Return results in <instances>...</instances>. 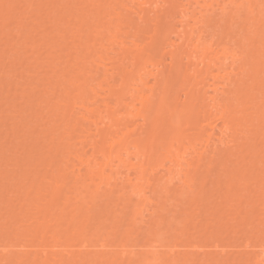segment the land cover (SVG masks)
Wrapping results in <instances>:
<instances>
[{"label":"bare ground","instance_id":"6f19581e","mask_svg":"<svg viewBox=\"0 0 264 264\" xmlns=\"http://www.w3.org/2000/svg\"><path fill=\"white\" fill-rule=\"evenodd\" d=\"M262 5L0 0V264H134L130 225L169 186L208 204L264 180ZM195 242L193 263L156 241L146 264H264V239L218 258Z\"/></svg>","mask_w":264,"mask_h":264},{"label":"rangeland","instance_id":"374dc122","mask_svg":"<svg viewBox=\"0 0 264 264\" xmlns=\"http://www.w3.org/2000/svg\"><path fill=\"white\" fill-rule=\"evenodd\" d=\"M20 102V100H18ZM18 102V103H19ZM22 105L23 103H19V105ZM20 105V106H21ZM6 107V106H5ZM4 108V106H3ZM7 130V129H6ZM5 131V130H4ZM3 131V132H4ZM2 134L6 135V133L4 132ZM8 147V146H6ZM4 147V149L6 148ZM3 149V150H4ZM7 150V153L11 152L8 148H6ZM9 150V151H8ZM7 153H4V156L5 154ZM9 155V154H8ZM6 155V156H8ZM5 156V157H6ZM262 168L257 169L256 172L258 171H261ZM264 171L261 172L262 174V178H264ZM247 176V175H246ZM248 178H246V180L244 181L243 178L239 179V183L241 181H243L241 184H236V188L235 186L233 187V190L235 193V197L234 195L232 196L233 198H229V200H226L225 202L222 201L223 199L225 200V198L223 197V195H219L217 197V195L219 194L218 190H215L214 191H211V195L214 196V194H212V192H215L216 196L213 197V199H216L215 202L212 201V196L210 197V202L211 203H208L207 202L205 203V201H203L200 198L198 199H194V201L191 202V198H188L187 196L186 197H181L180 195H174L172 189L173 187L169 186L168 188V191H163V192H160V195H159V198H160V206L159 208H162V210H160V212H156V214H153L151 215V213L149 212H145L144 213V219L146 220V222H138L139 220H137V224L134 225H130V227H132V229H135L136 226H137V232L139 233V235L137 236L135 233H133V236H135L136 238L133 240L134 241H137L139 242V245H145L144 247V250L145 252L138 255H136L137 258L134 259V264H146L147 263V259H151L152 260V254L150 253V251L152 250V246L153 244L156 243V241L160 244V249L162 251V248H168V249H164V251H168L169 249H174V243L176 244V249L175 250H178L179 248L182 249V254L184 255H180L181 256V260L184 261L183 259L185 257H189V259L193 258H197L199 259L200 257H196V254H195V250L196 249H192L190 245H193V242H195V245L197 244V246L200 245V242L202 243L200 246H205V247H202V250H205L204 252H208L210 253L211 255L210 256H216V258H218V250H215L213 249V245H219V248L221 247H228L227 249V252H231L232 250L229 249L230 246H233V245H239L241 246V244H243L245 241L250 240L254 243H258V239H264V197H262L263 195V190H264V180H259V181H256L258 180L257 178H253L252 176L250 177L249 175L247 176ZM251 180V181H250ZM247 181V182H246ZM256 181V182H255ZM259 182V184H258ZM261 182V183H260ZM245 185H242L244 184ZM257 183V184H256ZM252 184V185H251ZM238 185V186H237ZM247 185V187H246ZM263 185V186H261ZM260 186V187H259ZM240 187V188H238ZM256 187V188H255ZM243 188V189H242ZM258 188V189H257ZM246 189V190H245ZM224 190H226V188H224ZM224 190L222 191V193L224 192ZM257 192H256V191ZM251 191V195L249 194V192ZM255 191V193H253ZM259 191V192H258ZM239 193H242V194H239ZM246 193L248 195H250L251 197L249 196H246ZM262 193V194H261ZM244 194V195H243ZM256 194H260V195H257L256 197L258 198H254ZM210 195V193H209ZM240 195V196H239ZM254 197H253V196ZM243 196V197H241ZM217 197V198H215ZM223 199H219V198H222ZM249 197V198H248ZM263 202H261V205H260V199L261 198ZM9 197L6 198V196L4 197V199H6V201L8 200ZM254 198V199H253ZM1 199V198H0ZM10 199V198H9ZM248 199V200H247ZM3 200V199H2ZM0 200V204L2 207L3 204L2 202H5V201H2ZM249 200L253 201L254 203L252 204V202H250ZM2 201V202H1ZM219 201H221V203L219 204ZM247 201V202H246ZM250 202V205L247 204ZM184 203V204H183ZM241 203V204H240ZM258 204L257 205H254V204ZM6 204V202H5ZM194 204V205H193ZM206 204V205H205ZM219 204V205H218ZM171 205V206H170ZM232 205V206H231ZM241 206V207H238V206ZM248 205V206H247ZM254 206L255 207V210L254 209ZM177 206V207H176ZM190 206V207H189ZM207 206V207H206ZM245 206V207H244ZM261 206V207H260ZM170 207V211H169V208ZM176 209H175V208ZM205 207V209H204ZM209 207V208H208ZM241 208V209H244V210H247L249 211L248 213V222L244 225L241 223V218L243 216V214L240 216L237 217V213L235 211V208ZM263 207V208H262ZM174 208V210H173ZM184 208V209H182ZM234 210V212L232 211V209ZM168 209V211H167ZM179 209V210H178ZM191 209V211H190ZM204 209V211H203ZM207 209V210H206ZM262 209V210H261ZM4 208H2V211L3 212ZM176 210V211H175ZM187 210V211H186ZM238 211V214H239V209L237 210ZM263 211V212H262ZM185 212V213H184ZM193 212V213H192ZM149 213V214H148ZM181 213V214H180ZM235 213V214H234ZM258 213V214H257ZM261 213V214H260ZM184 214V215H183ZM197 214V215H196ZM229 214V215H228ZM181 215V216H180ZM183 215V216H182ZM216 215H221V217H216ZM245 215V214H244ZM258 215V217H257ZM260 215V216H259ZM174 216L176 218V220L179 218L178 216H180V218L182 219V222L180 220L179 223H177L174 219ZM231 216V217H230ZM234 216V217H233ZM236 216V217H235ZM251 216V217H250ZM252 216L254 218H252ZM263 216V217H262ZM151 217V218H149ZM215 217V218H214ZM165 218V219H164ZM167 218V219H166ZM170 218L172 220H170ZM187 218V219H186ZM225 218V219H224ZM234 220H233V219ZM251 218V220L249 219ZM256 218V219H255ZM184 219V221H183ZM186 219V221H185ZM190 219V220H189ZM224 221H223V220ZM230 219V221H229ZM232 219V220H231ZM255 219V220H253ZM153 220H156L154 223H153ZM163 220V221H162ZM200 220V221H199ZM215 220V221H214ZM217 220V221H216ZM150 221L153 223L150 224ZM164 223H162V222ZM174 221V222H173ZM222 221V222H220ZM229 221V222H228ZM259 221V222H258ZM190 222V223H189ZM200 222V223H199ZM203 222V223H201ZM209 222V223H208ZM157 223H160V224H157ZM162 223V224H161ZM172 223V224H170ZM188 223V224H187ZM216 223V224H215ZM223 225V227L226 229H223L222 228V232H217V229L219 228V226H221V224ZM228 223V224H226ZM249 223V224H248ZM157 224V225H156ZM192 226H191V225ZM195 224V225H194ZM203 224V225H202ZM220 224V225H219ZM225 224V225H224ZM186 225V226H185ZM197 225V226H196ZM239 227H236L238 226ZM190 226V227H189ZM202 226V227H201ZM231 227L230 229L227 228ZM127 225L124 227L126 228ZM249 227V228H248ZM251 227V228H250ZM192 228V229H190ZM204 228V229H203ZM209 228V229H208ZM236 228V229H235ZM112 229V227L108 228L107 232L110 231ZM188 229V231H187ZM240 229V230H239ZM252 229V230H251ZM199 231V232H198ZM201 231V232H200ZM205 231V232H204ZM234 231V232H233ZM237 231V232H236ZM248 231V232H247ZM183 232V233H181ZM198 232V233H197ZM182 234V235H178V234ZM187 233V234H186ZM195 233V234H194ZM231 233V234H230ZM189 234V236H188ZM213 234V235H212ZM215 234V235H214ZM105 235V234H104ZM107 235V234H106ZM105 235V237H106ZM193 235V236H192ZM204 235V236H203ZM210 235H212L210 237ZM176 237H178L176 239ZM181 237V238H180ZM201 237V238H200ZM210 237V238H209ZM193 238V239H192ZM204 238V239H203ZM195 239V240H194ZM207 239V240H206ZM0 240L2 242L5 243V241H3L1 238ZM127 240H130V237H127L126 240L124 242H126ZM0 241V242H1ZM96 241V240H94ZM2 242L0 243V246L2 247ZM123 242V243H124ZM179 244H177V243ZM191 243V244H190ZM231 243V244H229ZM253 243V244H254ZM163 244V246H162ZM184 244V245H183ZM190 244V245H189ZM151 247H150V246ZM173 245V246H172ZM188 245V246H187ZM194 245V246H195ZM230 245V246H228ZM147 246V247H146ZM167 246V247H166ZM172 246V247H171ZM178 246V247H177ZM180 246V247H179ZM183 246V247H182ZM190 246V247H189ZM207 246V247H206ZM238 246V247H239ZM0 247V248H1ZM171 247V248H170ZM186 247H189L187 248V250H184L186 249ZM211 247V248H210ZM76 249V248H74ZM180 249V250H181ZM191 250V253H190V250ZM90 251H94V249H89ZM194 250V252L192 253V251ZM209 250V251H208ZM159 251V253L161 252ZM189 252L188 254L185 253V252ZM211 251V252H210ZM163 252V251H162ZM162 252L159 254L161 255ZM228 252V253H229ZM177 254V252H175ZM214 253V254H213ZM93 255V252L91 253ZM192 254V256H190ZM217 254V255H216ZM158 255V256H159ZM163 255V254H162ZM161 255V256H162ZM169 254L166 253L165 256H168ZM194 255V256H193ZM157 256V255H155ZM169 257V256H168ZM184 257V258H183ZM220 257V256H219ZM192 262V259L190 260ZM119 263V262H118ZM193 263V262H192ZM194 264H198L196 262H194Z\"/></svg>","mask_w":264,"mask_h":264},{"label":"snow or ice","instance_id":"6c2138e0","mask_svg":"<svg viewBox=\"0 0 264 264\" xmlns=\"http://www.w3.org/2000/svg\"><path fill=\"white\" fill-rule=\"evenodd\" d=\"M264 6V5H262ZM16 7L15 5H4L5 9H10ZM22 20L20 18L17 17H12L10 16L7 12L5 13V23L6 24H11V23H21Z\"/></svg>","mask_w":264,"mask_h":264}]
</instances>
